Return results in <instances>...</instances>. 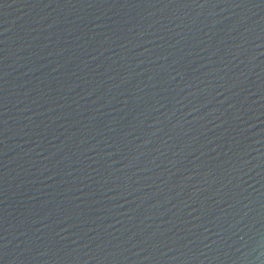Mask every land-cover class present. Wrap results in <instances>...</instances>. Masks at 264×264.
<instances>
[{
    "label": "water",
    "instance_id": "1",
    "mask_svg": "<svg viewBox=\"0 0 264 264\" xmlns=\"http://www.w3.org/2000/svg\"><path fill=\"white\" fill-rule=\"evenodd\" d=\"M0 264H264V0H0Z\"/></svg>",
    "mask_w": 264,
    "mask_h": 264
}]
</instances>
